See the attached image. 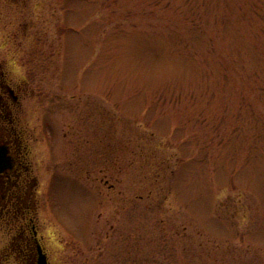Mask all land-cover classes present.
I'll use <instances>...</instances> for the list:
<instances>
[{
	"label": "rangeland",
	"instance_id": "1",
	"mask_svg": "<svg viewBox=\"0 0 264 264\" xmlns=\"http://www.w3.org/2000/svg\"><path fill=\"white\" fill-rule=\"evenodd\" d=\"M0 64L50 264H264V0H0Z\"/></svg>",
	"mask_w": 264,
	"mask_h": 264
},
{
	"label": "flooded vegetation",
	"instance_id": "2",
	"mask_svg": "<svg viewBox=\"0 0 264 264\" xmlns=\"http://www.w3.org/2000/svg\"><path fill=\"white\" fill-rule=\"evenodd\" d=\"M8 75L0 64V225L9 232L6 246L8 254L13 252L14 264H39L40 253L47 252L35 223L39 183L35 174L31 135L22 117L25 83L28 81L24 79L18 84L13 83ZM17 202L30 207L26 218L16 220L18 213L14 214L10 207ZM21 242L24 247L17 255L14 253L15 245Z\"/></svg>",
	"mask_w": 264,
	"mask_h": 264
},
{
	"label": "water",
	"instance_id": "3",
	"mask_svg": "<svg viewBox=\"0 0 264 264\" xmlns=\"http://www.w3.org/2000/svg\"><path fill=\"white\" fill-rule=\"evenodd\" d=\"M39 264H48L47 257L45 254H41L39 258Z\"/></svg>",
	"mask_w": 264,
	"mask_h": 264
}]
</instances>
